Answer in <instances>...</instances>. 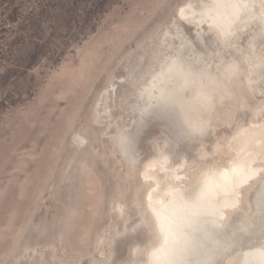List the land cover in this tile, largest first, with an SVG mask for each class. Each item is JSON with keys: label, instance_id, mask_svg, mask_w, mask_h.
<instances>
[{"label": "rangeland", "instance_id": "rangeland-1", "mask_svg": "<svg viewBox=\"0 0 264 264\" xmlns=\"http://www.w3.org/2000/svg\"><path fill=\"white\" fill-rule=\"evenodd\" d=\"M186 4L195 10L187 21L178 16ZM202 5L210 0H0V264L142 262L144 252L135 259L132 250L145 251L151 235L130 230L145 207L140 173L155 143L171 136L174 164L197 162L204 146L216 151L205 162L218 158L223 166L228 136L263 119L255 117L264 107L261 13L220 41L208 25L190 24L201 19ZM178 48L193 62L191 77L215 82L235 67L243 88L253 90L240 92L250 109L235 103L232 123L203 140H180L166 119L143 120L134 109L138 92ZM121 129L132 138L128 156L116 142ZM255 189L245 193L247 215ZM263 238L243 240L218 264L237 261Z\"/></svg>", "mask_w": 264, "mask_h": 264}, {"label": "bare ground", "instance_id": "bare-ground-1", "mask_svg": "<svg viewBox=\"0 0 264 264\" xmlns=\"http://www.w3.org/2000/svg\"><path fill=\"white\" fill-rule=\"evenodd\" d=\"M216 2L217 0H210L211 6L202 5L198 10L201 19L197 24H190L199 30L208 25L215 31L217 40L223 41L241 28L242 20L249 22L252 15L241 14L237 17L230 8L213 7ZM194 13L193 6L186 4L180 8L178 16L187 21L191 20L189 15ZM204 22L207 24L203 25ZM181 50L182 48H178L175 56L166 58L163 71L153 74L138 92L134 109L143 120H147L153 113H156L157 118L166 119L169 126L177 129L180 140L193 141L194 137L203 140L213 134L221 123L231 124L232 119L237 116L233 105L236 103L240 110L245 107L240 97L241 91L244 89L246 93L252 94L253 90L249 86L243 88L244 78L235 67H229L226 74L218 75L215 82L206 81L203 76L191 77L194 75L193 62L182 57ZM258 54L255 52L251 56ZM194 60L197 62L199 57ZM222 110L230 117L223 114ZM261 111L255 113V117H263L262 120L253 119L250 124L243 125L228 136L225 142L228 151H222L228 155L227 163L223 166L219 164L218 158L212 163L205 162L216 151L207 152L204 146L199 149L197 162L186 161L185 157L174 164L173 152L169 151V147L175 144L171 136L168 134L169 137L155 143L154 155L144 163L140 173L141 180L147 187L145 207L139 213L138 223L130 230L131 234L138 228L148 229L151 241L145 251L138 246L132 250L135 259L144 252V260H136V264H218L234 247L242 244L243 240L244 243L253 245L262 238L263 106ZM223 115L224 119L228 117L226 122ZM115 133L116 131L113 134ZM117 133L116 142L128 156L131 153L132 138L126 129ZM75 140L79 146L84 143V139L79 136ZM215 148L222 150L220 144ZM255 187L253 213L247 215L244 213L247 211L245 193ZM134 205H140L139 194L135 196ZM125 210L124 205L117 209L120 217L126 213ZM235 214H243L242 219L234 220ZM125 233L122 232L121 235ZM249 248L242 249L237 261L230 260L227 264H264V240L262 245Z\"/></svg>", "mask_w": 264, "mask_h": 264}, {"label": "snow or ice", "instance_id": "snow-or-ice-1", "mask_svg": "<svg viewBox=\"0 0 264 264\" xmlns=\"http://www.w3.org/2000/svg\"><path fill=\"white\" fill-rule=\"evenodd\" d=\"M213 7L230 8L237 17L241 14L254 16L259 11L261 18L264 19V0H259V8H257L256 0H217ZM262 206H264V199H262Z\"/></svg>", "mask_w": 264, "mask_h": 264}, {"label": "trees", "instance_id": "trees-1", "mask_svg": "<svg viewBox=\"0 0 264 264\" xmlns=\"http://www.w3.org/2000/svg\"><path fill=\"white\" fill-rule=\"evenodd\" d=\"M48 221H49V220H48ZM47 224H48V222H47ZM33 225L35 226L36 224L33 223Z\"/></svg>", "mask_w": 264, "mask_h": 264}]
</instances>
